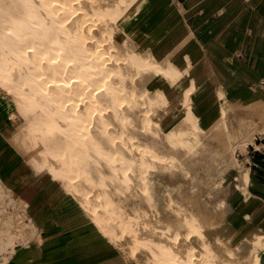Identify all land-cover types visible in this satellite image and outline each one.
<instances>
[{"label":"bare ground","instance_id":"6f19581e","mask_svg":"<svg viewBox=\"0 0 264 264\" xmlns=\"http://www.w3.org/2000/svg\"><path fill=\"white\" fill-rule=\"evenodd\" d=\"M254 1L171 0L161 14L172 23L148 44L130 28L151 0H0L5 147L31 181L56 182L126 264H264V232L244 252L218 218L238 153L264 137V0ZM198 12L195 27L230 16V44L205 33L187 47ZM245 32L256 86L233 62ZM27 209L0 173V264L35 258Z\"/></svg>","mask_w":264,"mask_h":264},{"label":"rangeland","instance_id":"374dc122","mask_svg":"<svg viewBox=\"0 0 264 264\" xmlns=\"http://www.w3.org/2000/svg\"><path fill=\"white\" fill-rule=\"evenodd\" d=\"M175 1H183V0H175ZM247 1V0H244ZM171 0H151V3L143 9L140 15L135 19L131 26L132 32H137L138 34H145L148 38V44L154 43L155 40H158L165 29L172 23L173 16L163 17L162 12H164L166 5L169 4ZM256 2V0L254 1ZM254 3L249 5H244L242 9L245 10L242 12L243 17H247L248 14H252L254 12ZM255 14V13H254ZM202 13H196L190 20L192 21V27L197 25L202 18ZM214 20L220 19L221 14H215L212 17ZM208 19L206 22L200 23L198 27H195V36L191 37L186 46H192V49L199 48L197 45L199 42L196 40L200 38L201 34L210 33L212 37L216 35H221L223 32V40L225 45L230 44L231 39L234 37H229L226 33V28L228 27V19L221 18L215 26H212L213 19ZM177 25V24H176ZM197 46V47H196ZM242 49L240 54H237L233 58V62L235 65L244 73L250 76V83L252 86H256L260 83V79L256 76L252 70L254 69L256 72V64L258 62L257 56L254 54V44L251 40V36L248 32H245L244 37H241L239 41V45ZM202 55L201 53L197 57V64H200ZM260 77L264 82V67L259 71ZM264 84V83H263ZM205 99L203 101H212L213 97L210 95L208 91L202 98ZM209 107V105H208ZM8 113H9V104L7 102L0 103V130H4L8 124ZM250 153V149L247 153V157ZM238 157L242 160L244 167L241 170L232 168L227 176L228 182V192L225 198V202H223L222 207L219 208V219L221 221V228L223 234L228 240V245L230 247H236V244H239L237 247L239 250H243L247 252L250 250L251 241L248 242V236L251 233H259L264 232V225H259L257 228L254 227V220L252 221L251 216L248 214L246 217V213L254 210L251 206L254 204L250 199V197H254L250 191V169L247 166L249 162L248 158L241 153H238ZM15 159V160H14ZM15 161V162H14ZM3 171V173H2ZM0 173L5 177L8 181L9 185H11L16 192V195L19 197H25L30 201L28 204V213L31 217H35L38 213L39 205H44V211L42 210L40 214L45 217L51 218L46 219L44 222L50 224L46 228L43 226L38 227V236H36L35 240L39 241L44 238L47 233L49 234L51 230V226L54 224V218L62 216L63 220L66 222L70 220V217L77 212V206L71 202L67 196L61 194V189L59 185L51 180H47L46 182L37 185L33 181L29 179L27 175V170L22 167L21 161L18 156L10 153L8 148L5 147V143L3 142L1 133H0ZM243 173H249V181L247 184L246 192L242 191L243 187ZM53 185V186H52ZM53 187V188H52ZM56 187V188H54ZM55 192H54V191ZM45 196V197H44ZM245 196H248L245 198ZM44 197V198H43ZM65 204V205H64ZM79 210V209H78ZM223 217H222V216ZM221 217V218H220ZM68 219V220H67ZM70 222V221H69ZM62 224V221H60ZM64 225H62L61 231H63ZM89 233L86 234L87 242H90L91 245L87 247L90 250V255L85 253V251L74 253L73 259L69 260L68 258L61 257L57 264H126L122 258H119V255L113 253L110 249L109 242H103L99 238L98 234L90 227V223L88 222L87 228ZM53 231V230H52ZM51 231V232H52ZM90 240V241H88ZM100 240V241H99ZM43 241V240H42ZM237 241V242H236ZM247 241V242H246ZM236 242V243H235ZM239 242V243H238ZM58 243L64 244L65 240ZM93 243V244H92ZM96 243V244H95ZM264 243V242H263ZM86 244H84L85 246ZM43 249L50 248L48 242H42ZM65 246V245H64ZM64 246L58 249H66ZM86 247V248H87ZM55 249V247L51 248ZM80 249H84L80 248ZM50 250V249H47ZM80 255V256H79ZM86 256V257H85ZM123 261L121 262L120 261ZM22 264V263H21ZM23 264H44V262H26Z\"/></svg>","mask_w":264,"mask_h":264},{"label":"crops","instance_id":"0c3cea01","mask_svg":"<svg viewBox=\"0 0 264 264\" xmlns=\"http://www.w3.org/2000/svg\"><path fill=\"white\" fill-rule=\"evenodd\" d=\"M256 144L257 146L251 145L249 147L250 149V153L248 155L249 162L247 163V166L250 169V177H251L249 188L252 195L254 196V197H250L251 198L250 200L254 203L251 207L254 210L246 213L251 216L252 221L254 220L253 224L255 228H257L259 225L262 224L264 225V137L261 138L257 137ZM21 198H23L28 202V204H30V201L27 198L25 197H21ZM38 208H40V210H38L37 215L32 218L36 221L38 227L40 226L41 228V226H43L44 228H46L51 223L47 224L44 221L46 219H49L50 221L51 218L45 216L42 217V215L40 214L42 210L44 211L45 208L44 205L42 206L39 205ZM86 219L87 218L80 209L79 210L77 209V212H75L70 217V220L67 219L68 220L67 222L66 220L65 221L63 220L62 216L54 218L53 219L54 224L51 226L50 228L51 230H49L50 233L49 234L47 233V235H45L44 238L42 237V240L44 242H48L50 248L43 249L42 246L43 241H40L35 248V255H34L35 258L27 262H32V263L44 262V264H57L58 261L60 260L59 258L61 257L72 260L74 253H78V252L83 253L85 251V253H88L90 255V250L87 246L91 245V243L87 242L86 240L87 239L86 234L89 233V231L86 229L89 221L88 219L87 220ZM60 221H62V224H60ZM62 225H64L63 231H61ZM63 240H65L64 244L58 243L59 241L62 242ZM84 244L86 245L84 246ZM62 246H64L66 249L64 250L58 249V248H62ZM53 247H55V249H51ZM83 247H85V250L80 249ZM119 258L121 257L119 256Z\"/></svg>","mask_w":264,"mask_h":264}]
</instances>
